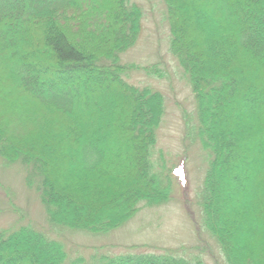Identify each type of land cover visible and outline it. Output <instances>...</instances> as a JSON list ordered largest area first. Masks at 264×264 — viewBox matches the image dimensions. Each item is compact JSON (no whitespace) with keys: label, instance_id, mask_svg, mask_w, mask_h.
Returning <instances> with one entry per match:
<instances>
[{"label":"trees","instance_id":"obj_1","mask_svg":"<svg viewBox=\"0 0 264 264\" xmlns=\"http://www.w3.org/2000/svg\"><path fill=\"white\" fill-rule=\"evenodd\" d=\"M164 2L170 49L196 102L187 132L211 151L204 225L226 264H264V0ZM143 14L131 0H0V154L31 168L55 226L107 232L141 202L172 197L169 173L153 162L165 96L124 79L129 69L163 74L122 63ZM86 33L91 41L78 40ZM179 251L69 264H203ZM24 254L41 264L68 258L61 240L32 225L1 229L0 264Z\"/></svg>","mask_w":264,"mask_h":264},{"label":"rangeland","instance_id":"obj_2","mask_svg":"<svg viewBox=\"0 0 264 264\" xmlns=\"http://www.w3.org/2000/svg\"><path fill=\"white\" fill-rule=\"evenodd\" d=\"M133 2L143 9L142 31L138 41L122 53V63L156 64L163 74L150 75L136 69L122 74L129 84L152 87L165 96L166 109L158 128L153 162L155 172L169 173L172 197L158 205L141 202L124 223L107 232L55 226L48 219L37 188L39 179L36 178L33 185L28 182L31 168L21 161H8L0 154V230H17L23 225L43 230L64 243L68 253L64 264L80 258L92 262L93 257L103 255L159 253L166 249L180 250L178 253L186 257L200 256L203 264H226L219 244L204 225L199 205L211 151L205 150L198 138L192 139L193 131L190 135L187 132V120L197 122L196 102L191 84L170 49L168 8L164 0H131ZM79 35L82 38L78 40L82 41L93 38L87 33ZM73 40H77L75 34ZM0 64L5 66L1 59ZM16 96L18 100L25 98L23 93ZM3 113L7 114L8 109L0 105V114ZM14 120L9 124L14 126ZM12 264L41 262L37 258L30 262L24 254L16 261L13 259Z\"/></svg>","mask_w":264,"mask_h":264}]
</instances>
